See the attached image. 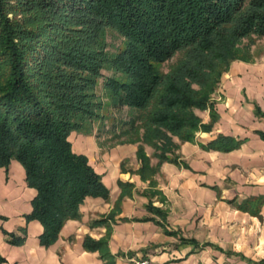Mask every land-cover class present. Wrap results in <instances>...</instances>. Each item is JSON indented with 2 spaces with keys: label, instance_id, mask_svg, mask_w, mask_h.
<instances>
[{
  "label": "trees",
  "instance_id": "obj_1",
  "mask_svg": "<svg viewBox=\"0 0 264 264\" xmlns=\"http://www.w3.org/2000/svg\"><path fill=\"white\" fill-rule=\"evenodd\" d=\"M110 31L121 38L115 52L107 49ZM252 37H264V0H0V167L17 160L36 190L26 218L42 224L40 242L51 244L87 197L107 196L68 139L106 117L100 82L109 105L124 112L112 136L138 143L137 173L152 183L162 162L178 163L179 143L211 129L221 77L233 61L254 59ZM205 109L207 124L195 112ZM243 141L218 134L200 147L227 152ZM263 203L254 196L237 206L259 216Z\"/></svg>",
  "mask_w": 264,
  "mask_h": 264
},
{
  "label": "crops",
  "instance_id": "obj_2",
  "mask_svg": "<svg viewBox=\"0 0 264 264\" xmlns=\"http://www.w3.org/2000/svg\"><path fill=\"white\" fill-rule=\"evenodd\" d=\"M214 107L211 129L179 143L178 163L162 162L152 183L137 173L138 143L111 144L95 130L71 131L72 150L88 158L108 193L87 197L47 246L40 242L42 224L26 218L36 190L27 185L24 168L15 159L0 167L3 264H131L138 257L149 264H253L264 258V203L259 216L237 206L264 196V139L257 134L264 132V119L255 113L264 114V57L233 61ZM195 112L209 123V109ZM218 134L244 141L227 152L200 147ZM144 150L156 165L153 149Z\"/></svg>",
  "mask_w": 264,
  "mask_h": 264
},
{
  "label": "rangeland",
  "instance_id": "obj_3",
  "mask_svg": "<svg viewBox=\"0 0 264 264\" xmlns=\"http://www.w3.org/2000/svg\"><path fill=\"white\" fill-rule=\"evenodd\" d=\"M252 39H253V44L250 46L251 56H253L254 59L264 57V37L263 38L252 37ZM120 40L121 38L118 37L117 34L113 31H110L107 34V44H108L107 49L109 50V52L116 51L118 45L120 44ZM242 42L247 43L249 42V40L245 38L243 39ZM178 56L179 53H176L169 61L162 64V68L166 70L168 65L174 62ZM103 73L105 75H110L111 71L104 70ZM101 86L102 83L100 82L96 91L101 96V100L105 103L104 108L100 112L104 115L106 114V117L103 119V121H97L94 123V128H95L94 130L96 131V133L98 132L100 133L101 138L108 140L111 144H115L118 143L120 140L124 139L125 137L115 138L114 136H112L114 133L110 131V128L113 122H115V119L118 118L119 116H122L124 112L120 113L109 105V100L106 98V96L103 95V90ZM118 131L119 129H117L115 133H117ZM260 259L263 258H259L257 261H253V262H258Z\"/></svg>",
  "mask_w": 264,
  "mask_h": 264
},
{
  "label": "built area",
  "instance_id": "obj_4",
  "mask_svg": "<svg viewBox=\"0 0 264 264\" xmlns=\"http://www.w3.org/2000/svg\"><path fill=\"white\" fill-rule=\"evenodd\" d=\"M149 259L147 257H138L134 258L131 261V264H149Z\"/></svg>",
  "mask_w": 264,
  "mask_h": 264
}]
</instances>
